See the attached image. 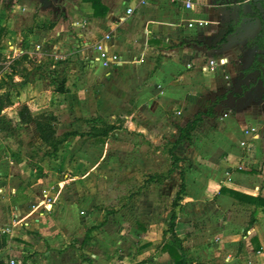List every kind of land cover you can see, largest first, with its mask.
<instances>
[{
    "label": "rangeland",
    "instance_id": "1",
    "mask_svg": "<svg viewBox=\"0 0 264 264\" xmlns=\"http://www.w3.org/2000/svg\"><path fill=\"white\" fill-rule=\"evenodd\" d=\"M9 1L5 2L3 10L8 18L0 16V97L12 101L9 109L14 125L18 124V113L24 105H28L35 116L55 114L58 136L66 141L55 152L41 141L34 124L18 125L12 133L1 132L0 168L6 170V175L0 183L5 182V186L17 191L31 187L41 204L45 203L34 215L24 214L33 223L41 220L40 224L46 227L56 222L57 228H53L52 234L59 232L61 237L56 234V239L60 244L54 241L51 246L45 242L39 248L43 255L51 250L54 256L60 255L72 246L70 264L88 262L91 254L99 253L106 264L153 263V256L162 251L161 245L172 235L166 228L170 226L173 213L178 218L186 215L188 211L184 206L189 203L184 201L188 196L194 198V195L205 193L214 179L219 178L215 174L221 176L227 172L224 164L227 156L224 148L229 140L227 120H244L247 116L259 120L264 116V80L245 67L253 62L257 52L255 38L245 46L237 42L233 61L220 68L218 74L199 73L196 79L192 78V82L197 83L187 85L181 79L184 74L181 69L173 79H164L167 95L162 97V102L157 97L141 102L142 96L153 86L148 67L154 63L162 66L167 59L184 64L181 62L182 49L187 43L174 39L169 48L147 53L141 49L131 53L117 68L106 71L92 64L95 56L91 53L74 57L66 40L60 44L62 36L56 34L52 36L62 51L53 54L55 48L49 45L51 37L45 40L40 35L37 38L40 43L36 45L44 51L37 53L27 40L34 23L17 15ZM226 1L220 0L224 4L220 7L233 13L236 5L229 6ZM53 18L42 20L37 28H53L60 20ZM60 18L66 20L64 15ZM67 25L78 34L72 23ZM12 27L15 33H20L14 41L21 48L17 55L8 48V40L14 36ZM105 33L116 32L108 27ZM93 44L95 42L85 49ZM125 47L131 48L129 44ZM244 47L245 52H242ZM209 48L213 58L226 55L227 47L222 43H213ZM238 58H243L244 62L238 63ZM220 76L223 81L219 80ZM25 85H29L31 94L27 92L20 99L21 88ZM62 87L65 93L60 92ZM195 90L199 93L196 94L195 111L206 113L211 107L216 108L213 118L206 117L192 140L182 142L175 149L173 145L180 136V127L193 118V113L181 105V101L184 94L191 95ZM34 92L39 97L32 95ZM226 99L229 101L225 102ZM109 125L115 126V130L108 137L94 136L93 128ZM37 165L44 170L39 183ZM182 174L186 179V192L178 201ZM74 185V191H66ZM15 197L18 200H0V227L8 224L12 207H24L28 199L23 191ZM207 199L205 196L204 200ZM57 204V208L52 207ZM42 212L44 216L36 217ZM84 220L95 226L87 231L82 226ZM31 230L28 234L39 235L35 227ZM90 234L94 235L90 237ZM96 238L101 243L97 244ZM149 240H156V247H150L153 243ZM3 241L0 255L5 260L16 257L24 264L19 244L25 241L9 236ZM92 244L94 246L88 248ZM187 248L185 253L188 254ZM27 252L31 263L37 262L38 254H42ZM43 258L49 263V258Z\"/></svg>",
    "mask_w": 264,
    "mask_h": 264
},
{
    "label": "crops",
    "instance_id": "2",
    "mask_svg": "<svg viewBox=\"0 0 264 264\" xmlns=\"http://www.w3.org/2000/svg\"><path fill=\"white\" fill-rule=\"evenodd\" d=\"M192 1L195 5L194 10L186 9L181 2L173 3L170 0H99L100 5L107 10L106 16L104 17H102V13L104 12L103 8L100 6L97 8L98 14L96 16V7L94 8L93 3L86 0H53L52 2L47 0H10L9 2L12 4L15 9L14 12L17 15L23 16L24 19H30L34 23V29L33 31L29 30L27 40L30 42V46H34V50L37 49V53L39 54H42V51H44L39 44L38 46L36 45L40 43L37 40L40 35L45 40L51 37L49 45L51 49L55 48L54 52L52 51L53 54L62 51L52 36L56 34L58 37L62 36L60 44H63L64 40H66V44L71 47L68 50H70V54H73L74 57L86 52L96 57L97 52L94 48L90 47L89 49H85V46H90V44L102 40L105 35L110 34H106L105 31L108 27H111L117 34H110L111 39L107 43V46L110 51L120 56V62L111 68H103L95 62L92 63L106 71L117 68L126 57L132 55L131 53H138L141 49V52L147 53L156 51L157 48H169L174 39H179L187 43L182 49L183 60L181 62H184V64L176 59H167L163 62L162 66L158 64L155 66L154 63L148 67V70L151 71L150 80L153 86L151 91L143 95L140 100L141 102H147L150 97H157L160 98L159 102H162V97L167 95L164 79H173L174 75L181 69L184 71L181 79L187 85L197 83L196 81L192 82V78L196 79L199 73L210 75L218 74L220 68H225L233 61L232 59L237 54L236 50H234L237 48L236 43L239 42V44L242 43V46H245L247 41L255 38L261 30L259 20L245 18L237 33L228 36L224 41L229 24L236 19L235 10L232 13L231 10L220 7L224 5L220 0ZM5 2L7 0H0V10H2L0 11V16L7 19L8 16L3 11L6 5ZM226 2L229 6L234 5L231 3L233 0H227ZM200 6H204V8ZM128 8H134L133 15L127 16L126 12ZM64 12L65 14H63ZM63 15L66 20L60 18ZM182 15L183 17H181ZM47 17H54L56 20H60L53 28H47L46 30L38 29L37 25H40L41 21ZM129 19L130 21H126ZM198 20L206 21L208 25L205 27H189L191 22L195 23ZM68 23H72L75 31H78V34L75 35L73 30L68 28ZM13 28H11L12 31H14ZM15 32L12 34L14 36H11L10 40H8V48L13 51V54L17 55L21 48L14 41L15 37L19 38L20 33ZM101 37L102 39H99ZM217 42L227 47L225 57H212V51H210L209 47ZM128 44L131 46L129 49L125 47ZM81 46H84L82 47L83 49ZM240 51L241 48H239ZM242 52H245V47ZM257 53L258 49L255 57ZM211 59L219 60V66L214 72H205L203 68ZM242 59L238 58L237 62H244ZM220 61H223L224 64H220ZM252 63L245 66L247 70H249ZM254 74L256 77L258 75L260 79V72H254ZM218 78L223 81L222 76ZM28 86L25 85V87L21 88L22 96L20 99H23L27 92L29 93ZM191 89L190 87L189 92ZM195 89L197 88L195 87ZM189 92L188 94H184L185 98L181 101V105L187 106L188 111L193 113L192 116L194 118L198 114V111H195L197 109L195 108V99H198L196 94L199 93L198 90H195V93L191 95ZM33 94L38 96L37 92ZM228 101L229 99L225 100V102ZM10 102L12 105L11 100ZM11 105L2 111V114L9 121L13 117L12 110L11 108L9 109ZM181 105L177 104L178 107H182ZM253 117L247 116L245 119L243 118L244 120H227L226 126L229 129L227 135L229 140H227L224 148L227 154L224 161L227 172L225 174L222 173L221 176L215 174L219 178L217 180L214 179V184H211V188L205 191V193L194 195V198H192L193 196H188L184 201L186 204L189 203L184 206L185 211L188 212L186 215L181 216L182 218L178 219L180 222H191L194 225V231L188 236L180 235V239L182 240L184 249L188 247V254H186L188 259L192 260V264H264L263 209L260 207L256 208L252 205L241 204L227 194L220 192L222 188H225L253 197L260 195L264 197V116H261L259 120H255ZM251 127L256 128V132L247 135L245 130ZM242 142H245L246 145L243 146ZM239 169L244 170L239 171ZM5 173L6 170L0 168V181L4 180ZM42 179H38V183ZM3 183L5 182L0 183V200L7 202L15 198L18 200V197L15 196L20 195L22 191L28 196V199L23 204L24 207L19 205L12 207L11 215L9 214L7 217V221L9 220V222L7 225H4L11 227L12 234L9 235L11 239L16 238L25 241V244H23L24 242L19 244V253L24 254V260L22 262L24 264H70L69 251L74 249L72 246L56 256H54V251L52 250L49 253H44V255L39 250L41 245H45V242L51 246L54 245V241L56 244H60V241L56 239L57 236L61 237L59 232L56 233L57 236L55 232L52 234L56 222L52 221L50 226L46 227L40 224L41 220L38 223H33L30 217H25L26 215H34L39 210V207L45 203L41 204L42 201L39 198L37 199L31 187L17 191L14 187L5 186ZM75 187V185L71 186L66 191H74ZM75 193L77 194V192ZM205 196L208 198L207 200H204ZM52 207L57 208L58 204ZM40 216H44V213L42 212L40 215L38 213L36 214V217ZM1 218H3V215ZM87 218L89 219L90 217ZM82 226L84 228L86 227V230L89 231L95 224L84 220V225L82 224ZM32 227L37 229L39 232L38 236L28 234L27 231H32ZM166 230L168 231L169 227ZM168 234L171 235L170 232ZM92 235L94 234H90V237ZM7 237L4 236L0 239V242L5 244L3 239ZM149 241L153 243L150 247H156V240ZM173 241L174 239L171 235V237H168V241L161 245L160 250L162 251L153 256V263L146 262L145 264H175L171 256L163 251L164 245L171 244ZM96 243L99 244L101 242L96 238ZM93 246L94 244L88 248L91 249ZM27 251H31V254L39 251L42 254H38L37 262L31 263V260L27 259ZM43 257L45 259L49 258V263L44 262ZM90 257L92 258L91 260L85 263L81 262V264H106L101 258L100 253L99 255L91 254ZM140 264H144V262Z\"/></svg>",
    "mask_w": 264,
    "mask_h": 264
},
{
    "label": "trees",
    "instance_id": "3",
    "mask_svg": "<svg viewBox=\"0 0 264 264\" xmlns=\"http://www.w3.org/2000/svg\"><path fill=\"white\" fill-rule=\"evenodd\" d=\"M93 3V6L96 10L95 15L97 16V8L100 6L104 9L102 13V17L106 16L107 10L100 5L99 0H86ZM234 5H236L235 9V20L232 21L229 26L228 30L225 34L224 41L230 35H234L237 33L239 27L244 22L245 18H249L251 20H259L261 23V30L259 34L255 37V45L258 49V53L253 61L251 67L249 68L248 72H260V79L264 80V0H233ZM262 4V8L258 6V4ZM250 4L251 10H245L244 5ZM2 39V35L0 34V42ZM1 49V48H0ZM0 60H1V53H0ZM63 91V87L60 90ZM11 105L10 100H3L0 97V133L1 132H15L18 125H30L34 124L35 128L39 134L41 141L57 152L60 146L66 141L64 139H60L57 132V117L52 114H40V115H33L31 109L24 105L19 113H18V124L14 125L12 121L6 119L4 115H2V111ZM213 116V108L204 113H198L194 118L190 119L187 124L183 127H180V136L178 140L175 142L173 147L176 149L182 142H190L192 140L194 132L203 125L204 119L206 117ZM95 130L94 136H102L108 137L115 130V126L109 125L105 127H96L93 128ZM38 172L37 179L43 177V168L40 166H36L35 168ZM182 178V186L178 193V201H181L182 196L186 192V179L185 175H181ZM221 193L227 194L229 197L235 199L241 204L244 205H252L256 208L260 207L263 209L264 212V197L257 196H249L246 194H242L240 192L232 191L229 189L222 188L220 190ZM174 239L171 244H165L163 247V251L168 253L171 258L174 260L175 264H190L187 254L185 253V249L182 245V240L180 239V235H190L194 231V225L191 222H180L176 213H173V216L170 219V226L168 230ZM3 243L0 242V252L3 248ZM6 260L0 255V264H5Z\"/></svg>",
    "mask_w": 264,
    "mask_h": 264
},
{
    "label": "built area",
    "instance_id": "4",
    "mask_svg": "<svg viewBox=\"0 0 264 264\" xmlns=\"http://www.w3.org/2000/svg\"><path fill=\"white\" fill-rule=\"evenodd\" d=\"M173 3L181 2L183 6L188 10H194L195 5L192 0H170ZM134 13V8H128L127 9V16H131ZM208 25V22L198 20L194 22H191L189 24L190 28L199 26V27H205ZM111 35L107 34L104 36V38L98 42H96L93 45L94 50L97 52V56L92 61V63H97L103 68H111L114 65H117L120 62V56L116 54L115 52L110 51L109 47L107 46V43L110 41ZM220 64H224L223 61H220ZM219 66V63L215 60L211 59L209 60L208 64L203 68L205 72H214L216 71L217 67ZM190 67V66H189ZM227 117V115H225ZM256 132V128L251 127L249 129L245 130V133L247 135ZM242 145L245 146L246 143L242 142ZM12 234V230L10 226H2L0 227V239H2L4 236H9ZM5 264H23L20 262V260L16 257H10L6 260Z\"/></svg>",
    "mask_w": 264,
    "mask_h": 264
},
{
    "label": "water",
    "instance_id": "5",
    "mask_svg": "<svg viewBox=\"0 0 264 264\" xmlns=\"http://www.w3.org/2000/svg\"><path fill=\"white\" fill-rule=\"evenodd\" d=\"M258 6H259L260 8H262V4H261V3H259ZM244 9H245L246 11H247V10H251V5H250V4H245V5H244ZM263 12H264V10H263Z\"/></svg>",
    "mask_w": 264,
    "mask_h": 264
}]
</instances>
